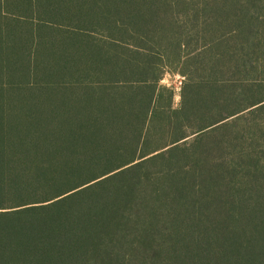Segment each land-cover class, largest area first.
<instances>
[{"label":"trees","instance_id":"obj_1","mask_svg":"<svg viewBox=\"0 0 264 264\" xmlns=\"http://www.w3.org/2000/svg\"><path fill=\"white\" fill-rule=\"evenodd\" d=\"M0 264H264V0H0Z\"/></svg>","mask_w":264,"mask_h":264},{"label":"rangeland","instance_id":"obj_2","mask_svg":"<svg viewBox=\"0 0 264 264\" xmlns=\"http://www.w3.org/2000/svg\"><path fill=\"white\" fill-rule=\"evenodd\" d=\"M180 80L181 78L177 75H170L166 74L163 80L161 81V85L171 87L174 89L175 92V97H174V105L177 107L180 103V96H179V91H180Z\"/></svg>","mask_w":264,"mask_h":264}]
</instances>
